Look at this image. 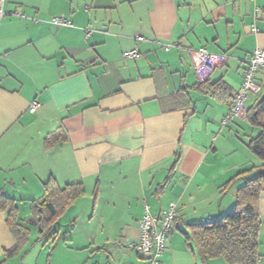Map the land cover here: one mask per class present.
<instances>
[{"label": "crops", "instance_id": "1", "mask_svg": "<svg viewBox=\"0 0 264 264\" xmlns=\"http://www.w3.org/2000/svg\"><path fill=\"white\" fill-rule=\"evenodd\" d=\"M0 10V193L25 224L50 176L84 189L52 238L28 226L21 249L2 262L15 239L0 207V264H146L125 242L138 238L145 205L160 215L170 202L177 216L161 263L202 264L186 244L187 224L227 212L244 179L224 183L261 164L247 146L260 129L244 116L264 93L263 72L243 116L222 118L245 59L264 47V0H0ZM199 47L229 56L205 78L224 80L229 102L197 87L187 48ZM132 48L139 56L124 57ZM33 99L40 105L30 112ZM51 133L65 138L45 147ZM258 213L264 264V183Z\"/></svg>", "mask_w": 264, "mask_h": 264}, {"label": "trees", "instance_id": "2", "mask_svg": "<svg viewBox=\"0 0 264 264\" xmlns=\"http://www.w3.org/2000/svg\"><path fill=\"white\" fill-rule=\"evenodd\" d=\"M197 87L204 93L225 102H229L232 97L229 85L222 79L214 82L204 79ZM244 118L260 128L256 135L248 139L247 146L260 158L261 164L239 171L224 183L225 189L237 179H244V183L236 190L229 211L206 221L187 224L188 230L184 232L186 244L195 248L202 264H206L208 258L219 257L227 264H257L259 259L261 221L258 199L264 183V93L246 109ZM64 138L63 135L51 133L44 138V145L50 146ZM251 173L254 175L248 176ZM43 188V195L30 201L29 214L24 219L25 224L19 221V210L15 200L0 193V207L6 212V221L15 239V244L4 251L1 262L21 249L29 234L28 226L37 229L38 239L52 238L55 235L54 227L59 216L77 197L84 194L81 182L60 186L52 176L43 182ZM62 238H65L64 235L58 239Z\"/></svg>", "mask_w": 264, "mask_h": 264}, {"label": "built area", "instance_id": "3", "mask_svg": "<svg viewBox=\"0 0 264 264\" xmlns=\"http://www.w3.org/2000/svg\"><path fill=\"white\" fill-rule=\"evenodd\" d=\"M88 7V6H87ZM1 13H3L0 10ZM17 17L22 14L16 13ZM50 20L57 24H70L71 22L63 16H51ZM251 31H257L252 26ZM137 39L142 36L137 35ZM171 46L182 48V45L166 43L165 49ZM191 58L193 69L200 81L207 78L215 68H221L228 62L229 56L226 53H216L205 47L187 48ZM123 56L127 58H137L139 51L136 48L123 51ZM264 73V47L257 46L251 54L245 59L242 70V82L238 91L233 95L228 110L222 118V123L242 117L245 111V101L250 92H256L261 86L256 81L257 74ZM264 86V85H263ZM40 102L33 99L28 106L30 112H35ZM177 216V206L174 202H170L167 208L160 215H154L149 211L148 205L144 206V214L139 220V236L137 239L127 240L125 244L135 249L146 260V264H162L161 256L166 246L168 233L174 225Z\"/></svg>", "mask_w": 264, "mask_h": 264}, {"label": "rangeland", "instance_id": "4", "mask_svg": "<svg viewBox=\"0 0 264 264\" xmlns=\"http://www.w3.org/2000/svg\"><path fill=\"white\" fill-rule=\"evenodd\" d=\"M228 61H229V59H228ZM248 96H249V94H248ZM258 128H259V127H258ZM258 128H257V129H258ZM259 129H260V128H259ZM231 208H232V206H231ZM231 208H230V209H231ZM230 209H229V210H230ZM67 210H70L69 207H68V209H66L65 213H64L63 215H61V216L59 217V219H58V224H59V226H61V227H62V224H63V220H64V218H65L64 216H65V214H67V213H66ZM229 210H228V211H229ZM224 213H226V212H224ZM68 214H69V213H68ZM64 227H66V225H65ZM178 227H180V224H179V223L176 224V227L174 228V230H177ZM191 243H192V242H191ZM192 244H193V243H192ZM14 264H19V262H18L17 260H15V261H14Z\"/></svg>", "mask_w": 264, "mask_h": 264}]
</instances>
